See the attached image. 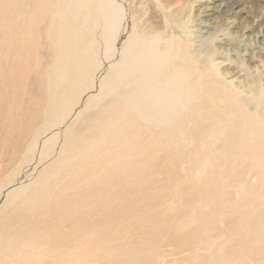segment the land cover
Wrapping results in <instances>:
<instances>
[{
	"label": "bare ground",
	"instance_id": "1",
	"mask_svg": "<svg viewBox=\"0 0 264 264\" xmlns=\"http://www.w3.org/2000/svg\"><path fill=\"white\" fill-rule=\"evenodd\" d=\"M147 1L0 0V264H264V0Z\"/></svg>",
	"mask_w": 264,
	"mask_h": 264
},
{
	"label": "rangeland",
	"instance_id": "2",
	"mask_svg": "<svg viewBox=\"0 0 264 264\" xmlns=\"http://www.w3.org/2000/svg\"><path fill=\"white\" fill-rule=\"evenodd\" d=\"M146 0H128V2H134L135 3V5H136V8L139 10V15H140V17H141V15H142V17L143 16H145L144 15V13H143V11H142V4L145 2ZM205 1H209V3H210V0H203V2H205ZM148 2V3H147ZM146 2V5H147V7H148V9H150V11L148 10V15H147V17L145 18L146 19V21L147 22H145V25L147 24H149V26L150 27H155L156 26V29H154V30H157L158 28V30L157 31H163L164 30V26H165V22H164V18H163V15H162V13L159 11V9L157 8V6H156V4L154 3V2H152V0H150V3H149V1H147ZM212 3V5H214L213 4V2H211ZM149 4V5H148ZM252 4L251 3H249V0H248V2H246L245 4L243 3V5L241 6V8H240V10L242 11L241 12V15L242 16H244V17H246L247 16V14H246V12L247 11H249V10H252L251 8H252V6H251ZM215 6V5H214ZM213 6V7H214ZM209 10H211L210 8H209ZM238 11V10H237ZM161 13V14H160ZM211 13V12H210ZM141 17V18H142ZM257 21V20H256ZM158 26V27H157ZM177 33H179V32H177ZM239 45L240 46H243L244 45V42L243 41H241V39H240V42H239Z\"/></svg>",
	"mask_w": 264,
	"mask_h": 264
}]
</instances>
